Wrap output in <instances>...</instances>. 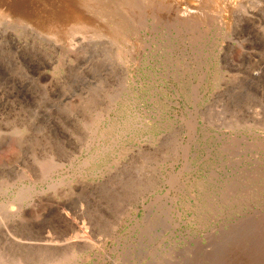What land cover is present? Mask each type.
Returning a JSON list of instances; mask_svg holds the SVG:
<instances>
[{
  "label": "rangeland",
  "instance_id": "1",
  "mask_svg": "<svg viewBox=\"0 0 264 264\" xmlns=\"http://www.w3.org/2000/svg\"><path fill=\"white\" fill-rule=\"evenodd\" d=\"M0 264H264V0H0Z\"/></svg>",
  "mask_w": 264,
  "mask_h": 264
},
{
  "label": "bare ground",
  "instance_id": "2",
  "mask_svg": "<svg viewBox=\"0 0 264 264\" xmlns=\"http://www.w3.org/2000/svg\"><path fill=\"white\" fill-rule=\"evenodd\" d=\"M242 1H243V0H242ZM186 3H187V2H186ZM243 3H244V2H243ZM248 3H249V2H248ZM241 5H242V3H241ZM228 6H229V5H228ZM244 6H246V5H244ZM244 6H243V7H244ZM248 7H249V6H248ZM256 7H257V5H256ZM256 7H255V8H256ZM8 8H9V7H8ZM240 8H241V7H240ZM253 9H254V8H253ZM257 9H258V8H257ZM251 10H252V9H251ZM251 10H250V11H251ZM252 11H253V10H252ZM247 13H251V12H247ZM253 13H254V12H253ZM253 13H251V15H252ZM254 15H255V14H254ZM42 21H43V20H42ZM42 21H39V23H41L42 26L46 27V26H47L46 23L43 24L44 22H42Z\"/></svg>",
  "mask_w": 264,
  "mask_h": 264
}]
</instances>
